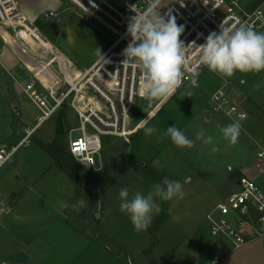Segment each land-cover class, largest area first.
<instances>
[{
	"label": "rangeland",
	"instance_id": "374dc122",
	"mask_svg": "<svg viewBox=\"0 0 264 264\" xmlns=\"http://www.w3.org/2000/svg\"><path fill=\"white\" fill-rule=\"evenodd\" d=\"M47 3L43 12L48 13L54 8L63 18L78 12L63 0H47ZM43 15L37 14L39 20L35 26L55 48L64 50L61 38L51 31L53 25L50 26ZM94 26L95 31L84 24L76 27L85 53H96L97 48H109L113 43L108 33ZM23 77L26 80L20 81L21 91L31 78L25 71ZM225 79H228L227 86L219 75L205 67L195 79L197 87L183 89L187 93L180 91L168 101L160 98L151 104L145 98L138 100L131 114L132 126L140 123L143 126V121L155 114L145 126L155 127L157 131L146 136L145 126L139 128L129 143L120 137L102 136L99 169L81 167L71 159L69 142L81 133L78 131V116L72 107L75 95L67 98L57 114L41 124L33 136L35 141L43 139L46 152L33 139L31 148L22 146L15 154V159L21 155L37 159V166L47 171L26 188L20 187L24 194V201L20 204L23 206H18L23 212L21 219H0L4 226L2 234H14L16 238L17 235L23 236L20 243L0 241V264L7 263L3 258L9 252L14 255V260L31 262L34 257L39 264H130V260L133 264H198L206 256V244L217 240L210 234L207 215L246 175L241 174L240 169L245 164L253 165L257 153L264 151V71L237 72ZM7 80L11 89L15 79L10 76ZM257 84L260 85L258 90L255 88ZM220 88L225 89L247 114L235 144L225 140L217 128L218 124L225 126L231 122L222 116L208 117L211 97ZM65 90L67 86L61 87L57 97L61 98ZM188 93L191 97L187 96ZM11 98V95L3 96L0 104L4 106ZM19 98L27 124L33 126L34 118L41 113L24 94ZM1 105L0 120L4 116ZM159 106L161 108L156 112ZM173 125L194 141V147L178 148L170 137L163 135ZM202 129L205 138L207 135L214 137L218 151L212 152L213 145L205 144L204 138L197 139L196 133ZM14 138L13 131L0 121V142L10 148ZM63 164L71 165V171L61 169ZM21 173L33 179L34 175L25 167ZM258 174L250 170L246 176L254 179ZM163 179L179 181L183 185L184 197L170 201L157 198L162 211L158 215L154 212L148 229L138 232L129 215L120 210L119 191L128 188L130 198L135 192L147 195L154 184H163ZM8 180L15 183L16 179L8 177ZM259 182L264 191V174ZM40 253L42 255H38Z\"/></svg>",
	"mask_w": 264,
	"mask_h": 264
},
{
	"label": "built area",
	"instance_id": "2783aa9c",
	"mask_svg": "<svg viewBox=\"0 0 264 264\" xmlns=\"http://www.w3.org/2000/svg\"><path fill=\"white\" fill-rule=\"evenodd\" d=\"M20 1L0 0L1 39L6 41L5 37L9 36L15 46L27 48L39 55L52 54L55 60L52 46L40 34L35 23L25 17ZM63 1L113 38L112 45L103 54L108 62L99 58L77 77L64 74L62 82L67 90L59 100L50 94L56 102L52 109L48 108L46 98L39 96L33 83L28 85L26 94L44 117L49 116L72 94L75 95L72 107L78 116V131L81 134L70 140L69 153L81 167L99 169L102 136L120 137L129 143L134 132L145 126L139 127L141 123L132 126L131 114L138 100L143 98L140 95L141 74L138 69L122 64V52L131 40L127 34L129 18L136 12H143L148 0ZM158 10L161 15L175 18L177 25L183 27L180 40L186 47L192 45L187 53L188 62L182 84L171 97L193 84L200 71L206 67L199 62L201 53L198 46L204 44L212 32L218 33L222 23L225 27L244 24L256 32H264V0H160ZM43 18L51 22L59 15L49 12ZM79 92H84L81 103L85 105V110L77 100L78 96H82ZM210 112L209 118L211 115L222 116L231 123L243 125L247 120V114L223 88L212 95ZM23 133L19 146L0 147V170L11 161L21 145L29 142L34 130L24 129ZM254 170L259 173L264 171V151L257 153ZM206 218L211 236L226 239L233 251L263 240L264 192L254 179L243 176L228 197L218 203Z\"/></svg>",
	"mask_w": 264,
	"mask_h": 264
},
{
	"label": "clouds",
	"instance_id": "9594fccd",
	"mask_svg": "<svg viewBox=\"0 0 264 264\" xmlns=\"http://www.w3.org/2000/svg\"><path fill=\"white\" fill-rule=\"evenodd\" d=\"M160 0H148L143 12H136L129 18L127 34L131 37L123 50L122 64L138 69L140 72L141 97L149 103L160 98H169L181 86L184 69L187 66V53L192 45L187 47L180 40L183 27L178 26L174 17L161 15L158 10ZM200 64L221 77L225 86L228 79L237 72L259 73L264 71V32H256L253 28L241 24L239 27H225L222 23L220 31L212 32L206 42L198 46ZM97 55L107 61L97 48ZM108 62V61H107ZM258 90L260 85H255ZM191 97V93L187 94ZM147 125V120L143 121ZM223 138L235 144L241 134L242 125L239 122L220 126L217 125ZM155 127H144L145 135H152ZM170 137L178 148H192L194 141L175 125L163 133ZM197 139L204 138V143L213 145L212 152L219 149L214 146V137L207 135L202 129L196 133ZM183 185L179 181L164 180L163 184L153 185L147 195L135 192L131 198L128 188L119 191L120 210L127 213L136 231H146L152 223L153 213L162 211L157 198L170 201L173 198L183 199ZM66 206V205H65Z\"/></svg>",
	"mask_w": 264,
	"mask_h": 264
},
{
	"label": "crops",
	"instance_id": "0c3cea01",
	"mask_svg": "<svg viewBox=\"0 0 264 264\" xmlns=\"http://www.w3.org/2000/svg\"><path fill=\"white\" fill-rule=\"evenodd\" d=\"M21 2L22 1H20V6ZM47 4V0H23L22 12L25 17H30L27 18L31 22L36 24L39 20V18H37V14L43 15L44 13H46L43 11L44 8H47ZM55 11L56 9L54 8H51L49 10V12L53 13H56ZM77 13H79L81 16ZM48 24L50 26L53 25L51 31L54 33L56 32L58 34V37L61 38L60 42L63 44L64 47V50L63 48L59 47L55 48V46L50 41L43 37L52 46V50L56 55L55 60L53 59L54 56H52V54V57L43 54L39 55L29 51L27 48L21 49L20 47L15 46L13 40L9 36L5 37L6 41L2 40L0 37V102L3 101V96H12L10 101L8 103H5L4 106L0 104L4 112V116L1 118L0 121L2 125H7L10 131H13L15 135V138L13 139V144L9 146L10 148L20 145L24 137V129L34 130L33 136H35L36 132L39 130V126L49 121L54 114H57L58 108L62 106L60 104L54 109V111L49 116L44 117L42 112L37 108V106L29 99L28 95L26 94V89L28 85L33 83L34 88L38 92L39 96L41 98H46L48 108L52 109L56 105L54 99L59 100L57 94L60 91L61 87H63L62 77H64V74H69L70 76L77 77L81 72L89 69L100 58L97 55V52L92 53L91 51H87L85 53V51L81 48L80 42L82 37L79 36V30H77L76 27H79V24L80 27L82 24H84L91 30L95 31L96 28L93 23L86 19L79 11L72 12V14L67 15L64 18L59 16V18L54 21H51ZM42 42L46 44L45 41L42 40ZM107 49L108 47L104 46L101 48L100 51L102 52V54H104ZM24 71L27 72V74H29L31 78L27 81L25 89L21 91L19 86L20 81L26 80V78L23 77ZM10 76H13V78L15 79L12 80L14 84L11 86V89L8 86L9 81L7 80V78H9ZM197 85L198 83L195 81L188 87L196 88ZM188 87L186 88L188 89ZM181 92L187 93V91L183 90ZM21 94H24L41 113V116L34 118L33 126H29L27 124L26 113L22 111L21 101L19 98L21 97ZM50 94L53 95L54 99L50 96ZM77 100L80 103L82 102V98L79 96L77 97ZM50 102L52 103V105ZM81 104V108L85 109V105ZM160 108L161 106L156 109V112H158ZM203 112L205 113L206 111L203 110ZM154 115H151L148 121ZM32 137L29 142L21 145L18 148L17 152L21 149L22 146H24L25 148H31L32 143L30 141L34 139V137ZM35 142L39 143V146L44 150V146H46V144L44 143L43 139L37 140ZM0 147L8 148V146H5V142H0ZM28 158L29 157L27 155H21L17 159H15L14 155L11 161L0 170V219L3 217H11L13 221H18L21 219L20 216L21 214H23V212L21 213L18 210V206L24 201V194L23 190L20 187L23 186L24 188H26L30 185V182L37 181V179H40L42 176H44L47 171L42 169L40 165L37 166V159L35 160L30 157L29 160H27ZM255 162L256 159H254V163L251 166L245 164L244 167L240 169V173L248 175L250 170L255 171ZM24 167L28 172L34 175L32 177L34 180H30V178L23 176L21 171ZM48 167H50V163L48 164ZM263 172H258L259 174L255 176L254 181L256 183H258L259 178L263 176ZM63 173H65V171ZM8 177L15 178V183H10ZM257 185L261 188V190L263 189L260 182ZM2 227L4 226L2 223H0L1 242L10 244V242L20 243L22 241V235H17L18 238H16L14 234H2ZM216 239L217 240H215L214 242L206 244V246H208L207 249L206 246L204 248L206 256L203 257V259L199 260L197 262L198 264H264V239L249 243L245 247L236 251L231 250L229 242L226 239ZM11 254L12 253L9 252V254L5 255V257L3 258V260L7 262L5 264H39L36 262L34 257L31 262H21L19 260L12 259L14 255ZM38 255L42 254L40 253ZM128 258L130 259V256ZM130 264H133L132 260H130ZM172 264L180 263L173 262Z\"/></svg>",
	"mask_w": 264,
	"mask_h": 264
},
{
	"label": "trees",
	"instance_id": "16d2710c",
	"mask_svg": "<svg viewBox=\"0 0 264 264\" xmlns=\"http://www.w3.org/2000/svg\"><path fill=\"white\" fill-rule=\"evenodd\" d=\"M60 145V144H59ZM44 148H47L46 146H44ZM60 148V147H59ZM71 159H72V156H71ZM73 160V159H72ZM66 163V162H65ZM70 168V170H69ZM61 169L65 170L66 172H69L71 171V165L69 166H66L65 164L62 165Z\"/></svg>",
	"mask_w": 264,
	"mask_h": 264
},
{
	"label": "water",
	"instance_id": "95a60500",
	"mask_svg": "<svg viewBox=\"0 0 264 264\" xmlns=\"http://www.w3.org/2000/svg\"><path fill=\"white\" fill-rule=\"evenodd\" d=\"M144 167H145V165H144ZM164 180H168V179H163V181ZM163 181H162V183H163ZM169 181V180H168ZM97 218H99L100 217V215L99 214H97V216H96Z\"/></svg>",
	"mask_w": 264,
	"mask_h": 264
}]
</instances>
